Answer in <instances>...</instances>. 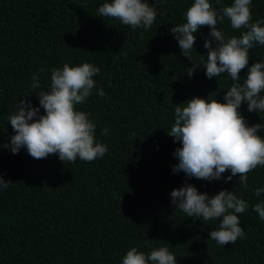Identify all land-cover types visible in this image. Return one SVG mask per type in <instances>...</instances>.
Segmentation results:
<instances>
[{"label": "trees", "instance_id": "obj_1", "mask_svg": "<svg viewBox=\"0 0 264 264\" xmlns=\"http://www.w3.org/2000/svg\"><path fill=\"white\" fill-rule=\"evenodd\" d=\"M103 2L0 0V176L11 181L0 190V264H122L132 247L146 255L167 247L177 264H264V221L253 211L264 202V193L254 194L264 188V167L248 173V190L238 175L225 183L172 171L178 163L173 152L182 146L168 135L175 107L194 96L224 102L232 84L226 72L205 75L201 56L206 61L209 26L194 34L192 62L170 31L186 22L194 0H145L157 13L147 30L97 16ZM209 2L219 14L234 0ZM250 11L252 22L264 21V0H252ZM217 27L226 40L246 30L232 29L227 18ZM249 58V66L264 61V46L255 44ZM85 62L100 72L92 94L76 107L96 124L95 140L107 153L74 163L57 154L35 159L26 148L13 154L4 145L15 134L8 118L19 100L27 95L39 107L37 94L50 90L54 67ZM192 63L201 67L189 78ZM41 68V86L33 89L32 76ZM247 71L241 70V82ZM239 111L249 126L264 122L246 103ZM258 134L264 137V130ZM185 183L209 196L228 189L244 199L248 207L236 215L245 236L223 246L210 239L222 217L201 221L172 204L171 191Z\"/></svg>", "mask_w": 264, "mask_h": 264}, {"label": "clouds", "instance_id": "obj_2", "mask_svg": "<svg viewBox=\"0 0 264 264\" xmlns=\"http://www.w3.org/2000/svg\"><path fill=\"white\" fill-rule=\"evenodd\" d=\"M220 0H217L219 3ZM252 0H234L220 9L218 14L209 0H194L187 9L186 22L173 26L170 31L178 41L182 54L192 62L191 50L195 45V33L201 26H209V37L204 40L208 49L207 59L201 56L205 75L211 79L227 73L232 81L224 95V102L216 98L209 100L194 96L182 102L184 106L175 107V123L168 135L179 141L182 146L175 149L173 156L178 163L173 166L174 173L184 172L188 177L201 180H220L230 182L233 176L245 190H248V173L258 166L264 167V137L258 133L264 130V122L249 126L239 109L247 104L249 112L264 115V61L254 62L249 66V50L255 45L264 46V21L252 22L250 5ZM156 10L145 0H104L97 9V16L116 19L133 30L150 28L156 20ZM225 18L232 29H246L239 37L233 35L227 40L218 23ZM215 41V45H213ZM200 65L191 64L186 69L189 78ZM248 68L243 82L240 72ZM41 68L32 76L31 88H39ZM99 67L85 62L81 65L51 70L50 90L37 94L39 107L33 106L27 95L19 100L17 111L10 114V122L15 134L4 145L15 154L26 148L35 159L57 154L63 162L74 163L77 158L91 162L102 158L108 151L106 144L95 140L96 124L89 119V114L77 110V105L87 101L95 88L94 76ZM105 96L101 88L97 92ZM179 103L178 105L182 104ZM44 113H40V108ZM108 128L102 130L107 135ZM230 171V175L222 174ZM11 184L0 176V190ZM264 188H255L254 194L260 196ZM172 204L182 210L187 217H196L201 221L221 218L219 228L209 232V238L223 246L235 243L237 238L245 236L236 213L245 212L247 202L237 197L231 190L223 189L209 196L197 188L185 183L170 193ZM264 221V202L253 206ZM202 218V219H201ZM122 264H177L176 257L167 247L152 250L149 254L130 248L122 258Z\"/></svg>", "mask_w": 264, "mask_h": 264}]
</instances>
